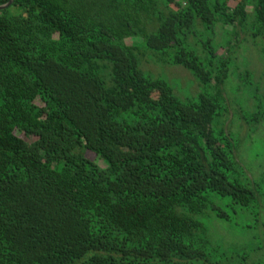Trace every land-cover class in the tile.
Wrapping results in <instances>:
<instances>
[{"label":"trees","instance_id":"trees-1","mask_svg":"<svg viewBox=\"0 0 264 264\" xmlns=\"http://www.w3.org/2000/svg\"><path fill=\"white\" fill-rule=\"evenodd\" d=\"M231 1L14 0L0 10V264H219L198 216L230 220L216 196L256 200L217 124L235 64L220 49L250 19L264 36V0ZM139 42L206 91L186 101L146 74ZM261 97L246 121L264 119Z\"/></svg>","mask_w":264,"mask_h":264},{"label":"rangeland","instance_id":"rangeland-1","mask_svg":"<svg viewBox=\"0 0 264 264\" xmlns=\"http://www.w3.org/2000/svg\"><path fill=\"white\" fill-rule=\"evenodd\" d=\"M238 1L232 0L231 5L235 6ZM248 10L253 14L252 7ZM251 22L252 19L246 25L230 27L233 45L229 50L220 49V55L232 57L235 64L224 85L228 111L224 117L218 118L217 124L231 132L236 168L243 174V181L254 189L256 200L242 208L229 197L216 196L215 202L230 214V220L219 218L211 210L198 216L203 223L202 238H206L212 262L219 264H264V119L260 122L244 119V116L249 119L250 114L257 110L256 100L263 101L264 36L255 38L252 35ZM226 36L224 29L219 27L216 41L223 45L228 39ZM134 41L136 38L127 39L128 43ZM138 46L141 68L145 73L167 80L181 99L187 101L206 91V87L183 66L167 64L161 53L145 48L141 42ZM246 70L253 73L251 84H244L241 77ZM20 136L30 143L36 140L33 135L20 133ZM97 162L102 167L107 166L103 160L98 159Z\"/></svg>","mask_w":264,"mask_h":264},{"label":"water","instance_id":"water-1","mask_svg":"<svg viewBox=\"0 0 264 264\" xmlns=\"http://www.w3.org/2000/svg\"><path fill=\"white\" fill-rule=\"evenodd\" d=\"M13 2H14V0H10L8 3H6L4 5H0V10H4V9L10 7V5H12Z\"/></svg>","mask_w":264,"mask_h":264}]
</instances>
